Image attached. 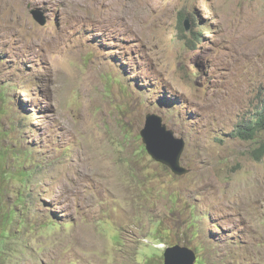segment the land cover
Instances as JSON below:
<instances>
[{"label":"rangeland","instance_id":"obj_1","mask_svg":"<svg viewBox=\"0 0 264 264\" xmlns=\"http://www.w3.org/2000/svg\"><path fill=\"white\" fill-rule=\"evenodd\" d=\"M263 101L264 0H0V264H264Z\"/></svg>","mask_w":264,"mask_h":264},{"label":"water","instance_id":"obj_2","mask_svg":"<svg viewBox=\"0 0 264 264\" xmlns=\"http://www.w3.org/2000/svg\"><path fill=\"white\" fill-rule=\"evenodd\" d=\"M31 13L38 22L43 21L36 10H32ZM41 24L43 25L44 21ZM186 29H189L187 25ZM141 136L148 153L155 161L179 176L189 172L181 164L185 140L177 138L173 130L167 129L161 117L148 116L146 128L141 132ZM196 261V253L188 247L176 245L167 248L164 253V264H196Z\"/></svg>","mask_w":264,"mask_h":264},{"label":"trees","instance_id":"obj_3","mask_svg":"<svg viewBox=\"0 0 264 264\" xmlns=\"http://www.w3.org/2000/svg\"><path fill=\"white\" fill-rule=\"evenodd\" d=\"M264 131V101L254 117L249 120L240 122L235 129L234 136L241 140H250L256 138V136ZM146 148V146H145ZM147 150V149H146ZM148 152V151H147ZM254 155L257 160H260L264 156V143L254 151Z\"/></svg>","mask_w":264,"mask_h":264},{"label":"clouds","instance_id":"obj_4","mask_svg":"<svg viewBox=\"0 0 264 264\" xmlns=\"http://www.w3.org/2000/svg\"><path fill=\"white\" fill-rule=\"evenodd\" d=\"M185 29H186V26H185Z\"/></svg>","mask_w":264,"mask_h":264}]
</instances>
